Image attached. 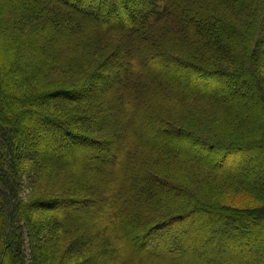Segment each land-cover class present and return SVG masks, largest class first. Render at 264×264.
I'll return each mask as SVG.
<instances>
[{
  "label": "trees",
  "instance_id": "obj_1",
  "mask_svg": "<svg viewBox=\"0 0 264 264\" xmlns=\"http://www.w3.org/2000/svg\"><path fill=\"white\" fill-rule=\"evenodd\" d=\"M263 45L264 0H0V264H264ZM112 67L127 74L97 91ZM237 93L262 115L235 111ZM154 120L215 159L132 134L161 135Z\"/></svg>",
  "mask_w": 264,
  "mask_h": 264
},
{
  "label": "rangeland",
  "instance_id": "obj_2",
  "mask_svg": "<svg viewBox=\"0 0 264 264\" xmlns=\"http://www.w3.org/2000/svg\"><path fill=\"white\" fill-rule=\"evenodd\" d=\"M150 1L151 0H146V2H150ZM105 21H108V20H105ZM260 49L264 50V45L261 46ZM142 55L140 56L142 60H144V61L148 60V59H146L144 57L145 54H142ZM133 58L131 59V61L133 60ZM123 59H124L123 60L124 62H122L120 59L117 60V64H121V67L123 66V63L130 62L128 60V58H123ZM135 60H134V62H135ZM149 61H151L152 64L155 67H157V68L160 67L157 63L153 62L152 59H149ZM170 69H172V68H170ZM175 69H176V72H174ZM110 71L112 73L111 78L109 80H107V81H104V83L101 84V85L98 84L96 86V90L97 91H100L105 86L112 85L114 83L119 82L124 77V75L127 74L126 73V68L124 70H122V69H119V68H113L112 67L110 69ZM124 71H125V73H124ZM167 71H170V70L167 69ZM174 71H172V72L176 73V75H174L173 73H171V74L174 75V79L175 80H183V82L185 81L190 86H196V83H197L196 82V78H195L196 74L193 72V70L182 66V67L174 68ZM10 72L14 73L13 70H11ZM226 82H222V83L218 84L215 88L210 87V85H208V84H203V86L213 89L210 92L213 95H220V94L227 95V94H231V91L229 89L230 86H232V88L237 87V89L240 90L241 89V85L243 84V81H241V83H238V82H236L234 80H231L230 81L231 84L229 86H227ZM232 94H233V92H232ZM239 95H241V94H238V93L234 94L233 98H235L237 102H239V99L242 100L244 104L243 105H239L235 109V111L238 109V111H240L241 114L250 116V119L252 118L251 115H252V113L254 111H256L258 114L262 115V113L260 112L261 111V109H260L261 107H259V106L256 107V108L252 107V103L250 102V100H252V101L254 100V96L252 95V93H249L248 95L246 94V96L245 95L239 96ZM116 115H119V117H122V113L121 112L120 113L116 112ZM137 116L139 117V115H137ZM105 117H107V116H105ZM138 117H136V118H138ZM146 117H147L148 120L145 118V122L147 124L150 123V125H151V121H152L151 119L152 118L149 119L150 116H146ZM96 122L97 121L92 122V123L95 124ZM121 122L122 121H120L119 123L117 122V123L120 124ZM152 125H153L152 126L153 128H158L157 131H162L161 132L162 134L159 135V134H157L158 132H155V131H149V130L145 131L142 128L141 129L137 128L136 130H134V133H132V134H134L137 138H138V136H143V138L145 140L156 142L159 146H165L166 148H175V149H178V150H181V151L189 152L191 154H194L198 158L205 159V160H208L210 162H212L215 159L216 155L213 152H210L207 156H205V154H204V152H202V150L190 147L187 144V140H186L187 137H183L182 135H178L177 133L166 131L165 128L161 127L160 123L155 121V120H154V123H152ZM119 127H121V125H119ZM127 129L128 128H126L125 130H127ZM87 131H90V130H87ZM118 132H119V136H118L119 139H122L126 135V132L124 130H122V132L121 131H118ZM130 133H131V130H130ZM130 133H127V134H130ZM141 133H142V135H141ZM119 139L117 141L118 143L121 141V140L119 141ZM68 144H70V145H79V143L77 141H69ZM68 144L67 143H66V145L62 144L61 147L63 149H65V148H67L69 146ZM29 148H31V147H29V145L26 146V142H24L22 144V146H21V152L22 153L26 152V151H28ZM111 151H113V152H110L108 154V156L111 157L110 158V160H111L110 163H105L104 164V159H100V163L102 164V166L111 165V163L115 159L118 160L120 158V155H119L120 151H119V149H118L116 144H113V147H112ZM83 154L89 155L88 153H83ZM67 155L71 156L72 154H71V152H68ZM53 159L54 160H58V158H53ZM256 159H257V157L255 156L253 159H251V161H248V165L250 167L253 166L252 170H254L255 173H258V171L261 169V167H260V169L255 168L254 161ZM257 161H258V159H257ZM252 163H253V165H252ZM100 200H102V199H100ZM223 201L227 202L229 204H233V205L250 206V207L251 206H256L258 204L256 202V200H254L250 195H248L246 193L245 194H242V193L241 194L226 193L224 195V197H223ZM94 203L96 205V201ZM94 203L91 202V203L87 204L85 207L82 208V210H84V212L90 213V215L93 216L94 220L96 222H98L99 224H102V225L109 224L110 223V219H109L108 216L104 215L105 210H100L99 211V208H98V210L96 212L89 211L88 207L90 208ZM92 208H94V207H92ZM96 208H97V206H96ZM112 218H113V222H115V223H117L119 221V219H120V217L117 214H113ZM197 218L196 217L193 218L195 220H193L191 222V226L193 228L194 227L195 228H200L201 227L200 225H201L202 222L198 221ZM212 243H210V249H214L215 247H217V245L214 244V242H212ZM235 243L236 244L232 246V249L229 252V256H232V254H233V256H238V255L241 254L242 247H240V245H238L237 242H235ZM126 244H127L128 247L140 248L141 250L151 251L150 249H147L144 246H137V244H136L134 239H131L128 243L126 242ZM208 252L209 251L207 249H205L204 252L202 253V251H201V253H199L198 256L202 257L203 260H205L206 257H210ZM191 256H197V254H195V251H192L191 253H189L188 251H184V252L179 254V257L174 258L173 260L182 262L183 260H188V258L191 257ZM164 257H167V256L164 255ZM180 259H181V261H180ZM205 263L207 264L208 262L205 260ZM93 264H100V262H94Z\"/></svg>",
  "mask_w": 264,
  "mask_h": 264
}]
</instances>
